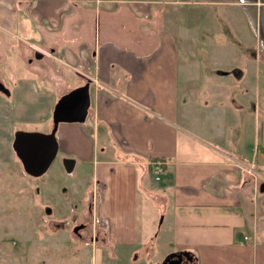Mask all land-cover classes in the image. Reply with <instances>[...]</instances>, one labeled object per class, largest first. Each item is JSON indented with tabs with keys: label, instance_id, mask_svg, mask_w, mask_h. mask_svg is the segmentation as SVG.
I'll list each match as a JSON object with an SVG mask.
<instances>
[{
	"label": "crops",
	"instance_id": "obj_1",
	"mask_svg": "<svg viewBox=\"0 0 264 264\" xmlns=\"http://www.w3.org/2000/svg\"><path fill=\"white\" fill-rule=\"evenodd\" d=\"M14 1L13 13L0 17H10L11 29L15 25L21 31L11 41L32 68L26 75L9 70L12 86H3L9 93L0 89V109L6 113L0 121V171L19 159L13 148L16 131L50 133L59 99L89 84L85 122L61 123L57 141L59 151L75 161L69 174L93 165L90 184L98 195H93L91 216L105 232V240L93 244L135 260L143 245L149 260L159 249L165 255L188 252L194 264H264V172L257 161L259 154L264 159V147L258 142L247 147L250 127L240 115L247 100L246 74L225 71V63H239L245 50L242 43L228 41L234 49L226 57L224 42L213 39L218 54L208 59L223 70L205 76L201 43L191 46L184 33L192 30L177 19L180 6L190 3L208 9L238 6L243 26H251L252 15L264 29V0ZM168 6L175 8L166 12ZM1 32L12 35L10 29L0 27ZM263 39L262 31L264 48ZM44 50L55 60L47 59ZM206 93L219 102L199 104L197 96ZM231 93L245 101L224 102ZM8 109L16 125L40 123L44 129L16 126L12 134L5 124ZM155 161L164 168L157 196L145 184L149 174L154 176ZM125 185L130 216L120 214L117 205ZM140 191L160 197L164 205L158 236L137 223ZM98 231L94 228L95 235Z\"/></svg>",
	"mask_w": 264,
	"mask_h": 264
},
{
	"label": "rangeland",
	"instance_id": "obj_2",
	"mask_svg": "<svg viewBox=\"0 0 264 264\" xmlns=\"http://www.w3.org/2000/svg\"><path fill=\"white\" fill-rule=\"evenodd\" d=\"M241 3L246 2L242 0ZM12 5H16L14 0H0V16L13 13L11 12ZM21 6L24 7L25 5L22 4ZM203 6L204 4L200 7L192 3L180 6L183 11L177 15V19L179 18L180 24L186 23L189 25L188 28L192 30L188 31L190 33H184L188 41H192L191 46H196L193 41H200L201 43L198 52L203 58L202 72L205 73V76L212 72L219 74L223 70L217 67L220 65L219 62L212 63L208 59L211 54L212 60L218 54V51L213 53V39L218 40L219 43L224 42L222 48L225 49L224 55L226 57L231 55L230 52L227 53L229 48L234 49L233 46L229 47L228 41L238 46L242 43V48L245 50L242 59L239 63H225V66H227L225 71H229L231 74H234V71L246 74L248 91L245 94L247 100L246 104L243 103L246 106L242 109L240 115L242 114L241 118L250 127L248 136L250 141L247 147L252 142L251 147H254L255 142L264 147V48L262 46V31L264 37V29L261 26V21L257 20L256 22L251 15V26H243L242 18L245 21V17H243L241 7L213 6L208 9ZM248 6L249 4H246L247 8ZM173 7L168 6L166 12L169 9L173 10ZM10 22L8 16L7 19H0V27L6 31L10 29L12 32V35L1 32L2 36H0V85L2 86L6 84L12 86L9 70L21 69L23 74L26 75L28 73L26 70L32 68V62H29V58L20 57L19 46L16 41H11L15 39L13 35L15 33L20 34L21 31L15 29V25L11 29L12 23ZM12 37L14 39H11ZM195 49L197 48L195 47ZM43 52L48 55L49 58L47 57V59L55 60L50 51L44 50ZM235 54L238 55L239 52L235 51ZM53 64L55 65L54 61ZM57 65L54 67L50 65V68L60 70L61 66ZM196 70L194 68L191 72L194 73ZM186 72L188 73V71ZM66 74L70 78L71 73ZM238 96V94L231 93L223 101L230 103L237 100ZM184 97L187 99L188 95H184ZM197 98L199 104L219 102L216 96L211 93L200 94ZM239 99L245 101L241 95ZM7 111L10 119L5 124L12 126V134L15 133L16 126L18 128L19 126L22 127V130L40 131L44 129V125L40 123L26 124L21 122L18 123L21 125H16L12 110L8 109ZM21 112L20 107L18 113ZM5 116V109H0V121ZM243 128V126L239 128L238 134L243 131ZM1 147L2 138L0 134ZM260 156L259 154L257 161L260 171L264 172V159ZM67 158H69L68 155L59 151L47 173L38 178L27 175L19 159L0 171V264L161 263L169 253L165 255L159 249L155 250L151 260H149L145 256L146 253L143 252L144 246L140 245L141 258L135 260L134 257L114 254L115 252L113 253L101 243L93 244L90 238H93L95 233L91 226L92 232L89 235L83 232L81 233L82 237L79 238L74 233L73 226L77 223L86 222L90 225L92 222L95 230L97 228L99 230L97 234L99 236L100 233V241L105 240V232H103L101 226L95 227V222L92 221L94 220L93 216L90 218L87 212V201H90L93 210V195L96 193L98 195V192L95 193L90 184L93 180V165L91 163L85 167L82 166L83 168L78 167L73 173L69 174L64 164ZM154 176L149 174L145 184L147 187L149 184L151 192L157 196V194L162 193L161 186L163 182L155 181ZM126 188L127 185L122 189L120 187V195L117 196L120 199H118L119 203L117 205L120 206V214L127 213L130 216ZM140 192L136 204L138 209L137 223L142 231L151 232L153 236H158L164 219L162 211L164 205L160 197L149 198L142 191ZM89 210L92 213L91 209ZM123 223L130 225L129 221Z\"/></svg>",
	"mask_w": 264,
	"mask_h": 264
},
{
	"label": "water",
	"instance_id": "obj_3",
	"mask_svg": "<svg viewBox=\"0 0 264 264\" xmlns=\"http://www.w3.org/2000/svg\"><path fill=\"white\" fill-rule=\"evenodd\" d=\"M0 89L4 93H9L3 86ZM90 105V85L87 84L70 91L59 99L52 115L53 128L50 133L24 131L15 133L13 148L29 176L38 178L47 173L59 151L57 141L59 125L61 123H84L89 114ZM74 164L73 159L65 160V167L68 171H72ZM262 191H264V185ZM184 258L188 262L193 261L190 253L181 252L169 254L162 264H187L183 261Z\"/></svg>",
	"mask_w": 264,
	"mask_h": 264
},
{
	"label": "flooded vegetation",
	"instance_id": "obj_4",
	"mask_svg": "<svg viewBox=\"0 0 264 264\" xmlns=\"http://www.w3.org/2000/svg\"><path fill=\"white\" fill-rule=\"evenodd\" d=\"M88 195H89V194H88ZM88 198H89V196H88ZM87 202H88V205H87V207H88L87 212H88V214L90 215V218H91V217H92V216H91L92 213L90 212L89 209H91V211H92V205H91V203H90L89 200H88ZM92 221H93V220H92ZM90 226H91V227L93 228V230H94V227H93V223H92V222H91L90 225H89L88 223H86V222H83L82 224L77 223V225H74V226H73V231H74V233L80 238V237H82L81 233L86 232V235H89L90 232H92V228H90ZM94 237H95V239H94ZM98 238H99L98 235H95V236L93 235V238H90V241H91L92 243H94L95 240H98ZM99 240H100V238H99ZM102 240H103V239H102ZM183 261L186 262L187 264H194V263H195L194 260H193L192 262H188L186 258H184Z\"/></svg>",
	"mask_w": 264,
	"mask_h": 264
},
{
	"label": "built area",
	"instance_id": "obj_5",
	"mask_svg": "<svg viewBox=\"0 0 264 264\" xmlns=\"http://www.w3.org/2000/svg\"><path fill=\"white\" fill-rule=\"evenodd\" d=\"M152 168H153V172H154V175H155V179L157 181H159L161 179V174L164 171L163 162L162 161L153 162L152 163ZM105 228H107V225L105 226Z\"/></svg>",
	"mask_w": 264,
	"mask_h": 264
},
{
	"label": "bare ground",
	"instance_id": "obj_6",
	"mask_svg": "<svg viewBox=\"0 0 264 264\" xmlns=\"http://www.w3.org/2000/svg\"><path fill=\"white\" fill-rule=\"evenodd\" d=\"M253 11V10H252Z\"/></svg>",
	"mask_w": 264,
	"mask_h": 264
}]
</instances>
